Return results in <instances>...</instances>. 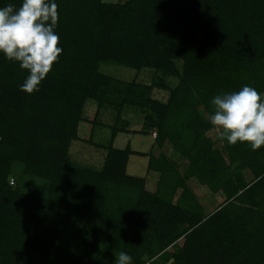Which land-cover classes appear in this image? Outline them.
<instances>
[{
	"label": "trees",
	"instance_id": "trees-1",
	"mask_svg": "<svg viewBox=\"0 0 264 264\" xmlns=\"http://www.w3.org/2000/svg\"><path fill=\"white\" fill-rule=\"evenodd\" d=\"M55 2L62 52L38 92L19 90L28 70L0 53V264H114L121 251L132 264H264V146L229 145L209 122L218 94L248 85L264 99V0ZM101 64L154 76L123 81ZM88 98L92 122L114 111L98 169L68 152L88 142ZM125 106L142 114L135 133L154 129L146 153L113 145ZM131 154L146 157L144 176L126 172ZM192 182L223 199L207 210Z\"/></svg>",
	"mask_w": 264,
	"mask_h": 264
},
{
	"label": "clouds",
	"instance_id": "clouds-1",
	"mask_svg": "<svg viewBox=\"0 0 264 264\" xmlns=\"http://www.w3.org/2000/svg\"><path fill=\"white\" fill-rule=\"evenodd\" d=\"M58 20L55 0H22L19 8L13 4L0 8V53L28 70L19 87L26 94L40 90L62 52L55 32ZM211 105L214 111L209 122L229 145L246 142L253 151L264 146V99L254 87L245 85L238 91L218 94ZM114 264H132V257L121 251Z\"/></svg>",
	"mask_w": 264,
	"mask_h": 264
},
{
	"label": "rangeland",
	"instance_id": "rangeland-1",
	"mask_svg": "<svg viewBox=\"0 0 264 264\" xmlns=\"http://www.w3.org/2000/svg\"><path fill=\"white\" fill-rule=\"evenodd\" d=\"M99 70L116 79L123 81L135 79L141 83H148L154 76L153 70L147 67L140 68L136 71L135 69L122 65L101 64ZM167 83L172 86L175 81L172 79H167ZM151 96L158 100L164 101L167 97V91L154 88L151 91ZM95 109L96 102L91 98L86 99L81 112L83 120L78 123L77 135L81 139H88V142L78 139L72 140L70 142L68 152L71 160L74 162L98 169L103 161L105 151L99 147H96L94 143H106L110 134L109 126L114 122V111L110 107H101L98 110V115L95 119L97 122H92L91 120L93 118ZM142 124V114L137 108L127 106L123 107L120 118L116 121V126L121 128V130L124 129V132L120 131L116 134L113 145L116 147H123L126 143H128L129 146L133 148V150L137 151L138 149L140 152L146 153V151L149 150L151 146L145 147L149 140L148 135L134 132L139 130ZM152 130L154 131V129ZM216 133L217 131L215 130L211 133V135L213 136ZM150 135L152 136V134ZM167 147L165 145L162 146V150L166 153L169 152V147ZM157 150L158 149H154V152L156 153ZM145 160L146 157L144 156H139L136 154L130 155L126 165V172L135 176H144ZM34 181L35 180L24 179V183L22 184H24L26 190L29 189L34 194H43L45 188L42 187V181L38 180V183H35ZM192 183L195 184L196 187H200L197 183ZM198 187L195 190V194L198 200L203 203L207 210L215 207L216 204H218L223 199V197L218 194L210 196L208 192H205Z\"/></svg>",
	"mask_w": 264,
	"mask_h": 264
},
{
	"label": "crops",
	"instance_id": "crops-1",
	"mask_svg": "<svg viewBox=\"0 0 264 264\" xmlns=\"http://www.w3.org/2000/svg\"><path fill=\"white\" fill-rule=\"evenodd\" d=\"M119 133V132H118ZM148 137H149V140H148V142H147V144L145 145V147H149L150 145H151V143H152V139H153V137L151 136V135H148ZM131 148V147H130ZM132 150H133V148H131ZM137 151H139L138 149H137ZM132 155V154H131ZM145 162H146V160H145Z\"/></svg>",
	"mask_w": 264,
	"mask_h": 264
},
{
	"label": "built area",
	"instance_id": "built-area-1",
	"mask_svg": "<svg viewBox=\"0 0 264 264\" xmlns=\"http://www.w3.org/2000/svg\"><path fill=\"white\" fill-rule=\"evenodd\" d=\"M151 134H152V136H154V133L153 132Z\"/></svg>",
	"mask_w": 264,
	"mask_h": 264
}]
</instances>
